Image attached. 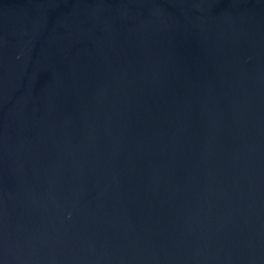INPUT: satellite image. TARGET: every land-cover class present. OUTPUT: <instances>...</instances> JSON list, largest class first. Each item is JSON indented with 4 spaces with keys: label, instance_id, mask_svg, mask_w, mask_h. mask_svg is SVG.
<instances>
[{
    "label": "water",
    "instance_id": "water-1",
    "mask_svg": "<svg viewBox=\"0 0 264 264\" xmlns=\"http://www.w3.org/2000/svg\"><path fill=\"white\" fill-rule=\"evenodd\" d=\"M0 264H264V0H0Z\"/></svg>",
    "mask_w": 264,
    "mask_h": 264
}]
</instances>
